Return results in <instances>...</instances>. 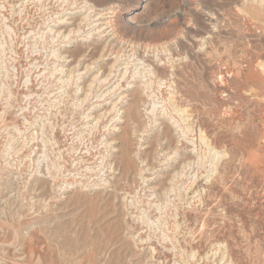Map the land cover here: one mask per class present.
Listing matches in <instances>:
<instances>
[{
    "label": "rangeland",
    "instance_id": "rangeland-1",
    "mask_svg": "<svg viewBox=\"0 0 264 264\" xmlns=\"http://www.w3.org/2000/svg\"><path fill=\"white\" fill-rule=\"evenodd\" d=\"M4 1L10 9L9 2ZM11 1L18 3L19 0ZM98 1L108 6L113 0ZM139 1L141 8L128 14L135 18L139 27L134 31L125 30V40H133L137 48L136 55L130 57L135 59L132 63H137L141 58L154 67L165 63L169 71L164 78L174 81L179 93L174 103L164 107L167 108L168 118L159 119L157 123L163 124L155 125L152 130L148 128L149 132L145 134L142 130H145L144 123L147 124L149 119L146 114L149 98L144 95L139 98V122L138 125H133V140L130 143L133 165L128 181L117 182L119 175L115 171L108 176L112 173L109 171L104 175L111 182H107V185L87 188L82 186L81 181L64 193L52 185L55 182L48 173L49 164L52 172L58 173L57 175L60 169L58 167L66 164L62 168V173L66 175L61 174L60 179L58 178L60 183L69 177V170L73 173L77 171L71 165L73 157L67 155L65 150L69 145L64 142L66 136L62 126H69L72 129L69 132L75 131L78 139L85 137V144L79 141V147L86 148L88 144L94 151V157L88 156L93 161L102 156L97 154L98 151L104 154L110 151L105 142L102 144V140H110L120 133L109 134L108 130L120 114L114 121L106 116L101 125L102 131L96 128L92 133L88 128V119L82 114L84 109L75 110V90L79 85H84L83 81L92 79L93 74L89 75L90 73L77 76L76 72L69 85L58 82L56 87L49 88L57 89L53 91L59 92V98L65 99L66 96L68 100L50 110L53 113L51 119L39 122L37 124L41 125L34 127L35 131L39 130L40 146L43 148L47 142L50 147L37 167V174H31L29 167L24 169L21 166L22 170L7 169V162L16 163L18 160L13 159L15 156L13 157L12 150L23 140V133L20 132L25 130L23 119L17 117L22 112L19 109L23 96L20 92H28L30 89L39 91L40 86L33 78L32 87L31 75L29 78L26 66L21 67L27 64V47H21L24 42L19 44V37L25 36V30L30 33L32 28L27 26L25 30L20 29L12 37L0 36V113L5 112L0 115V264H148L144 246L136 245L133 240L132 234L136 231L154 234L153 246L162 252L161 259L169 264L173 263L174 255L159 243L158 235H168V239H172L180 247V252L191 254L182 259L188 264H206L208 259L214 260L210 264L218 260H229V264H264V67L260 65L264 63V20L254 19L241 10L258 9L264 12V0ZM120 3L119 15H123L127 7L138 3V0H123ZM30 9L31 18L39 20L36 8ZM210 10L216 14L211 15ZM213 16L216 17L214 20ZM19 17L15 15L13 20H20ZM33 25L37 26L36 23ZM39 29L40 25L34 30L37 32L35 39L30 41L36 43L38 39L39 45L43 46L45 37L43 30ZM206 29H209L208 33ZM83 35L74 37L75 43H51L49 45L54 46H49L47 50L56 49L55 54H59L58 51H74L76 46L81 45ZM162 38L168 39V49H161L160 52L153 50L154 53L152 49L146 50L145 45L149 41L159 44ZM105 39L106 36L100 41ZM179 40H183L187 46H182ZM15 43L19 44L17 50L14 48ZM65 44L70 46L65 47ZM121 46L122 44L117 46L115 51ZM131 49L129 44L123 46L121 54L125 56L121 62L135 54ZM42 54L44 56L37 54L36 57H46L45 52ZM53 57V63L47 66V72H54L59 64L53 61L57 59ZM94 59L84 62L90 63ZM115 60V54L105 55L99 63L101 72H107ZM75 63L68 58L65 69ZM131 66V70L137 67L134 64ZM140 66L142 67L135 71L144 68V65L140 64L138 67ZM82 69L84 67L79 72ZM116 74L114 72L111 75V81L105 87H97L91 98L102 94L99 99L109 98L103 104L113 107L111 103L120 100V92L125 89L122 87L117 94H109L118 84ZM163 87L164 96H168L170 91L164 85ZM43 90L42 88L41 91ZM63 90L65 93H62ZM155 90L158 92L157 86ZM128 92L131 94L133 91ZM159 97L161 95L156 101ZM97 99L94 97L90 103ZM128 99L129 101L120 105L122 109H126L128 103L132 102L130 97ZM26 102L22 101V105L28 107L26 113L33 117L35 112L31 106L38 100ZM40 103L41 101L35 105L39 106ZM160 105L162 104H157L158 108L155 109L158 116L161 113ZM176 120L180 122L175 123ZM104 123L107 128L103 127ZM123 124L118 123L119 126ZM199 130L204 132L205 139H201ZM164 131H167V137L163 135ZM159 133L162 134L159 139H162L163 144L157 146L156 138L160 136ZM57 139L63 140L62 145L65 144L62 148L66 151L68 163L59 157ZM147 145L151 147L145 148ZM174 147L178 148V153H174ZM115 154L110 152L109 155ZM186 156L193 157L194 163L184 170L183 177L175 178L172 183L167 182L165 185L166 181L162 176L172 173L175 166L182 165L181 161ZM167 158L170 159L168 162ZM84 168L85 166L81 167L79 171L82 172ZM143 168H146L145 176L151 179L149 185L140 176ZM194 174L197 178H194ZM78 178L84 179L81 174H78ZM114 184L124 188L115 191ZM151 186L158 189L153 193L149 189ZM120 191L136 196L130 197L131 202H127L125 194ZM146 211H149L150 216L153 215L150 217H153L151 221L157 219L156 222H151V229L144 227L142 222L138 223V218H135L137 215L145 216L144 213L147 218ZM216 242H222L221 251L217 255L208 254L210 247ZM169 245L172 246L171 242ZM194 252L200 254L197 256Z\"/></svg>",
    "mask_w": 264,
    "mask_h": 264
},
{
    "label": "bare ground",
    "instance_id": "bare-ground-1",
    "mask_svg": "<svg viewBox=\"0 0 264 264\" xmlns=\"http://www.w3.org/2000/svg\"><path fill=\"white\" fill-rule=\"evenodd\" d=\"M122 1L123 0H113L107 6V5L100 4L98 0H19L18 3H14L11 0H7V2H9V7H10V9H9L5 5L6 1L0 0V36L6 38L8 35H10L12 37L14 35V33L15 32L17 33L18 31H20V29L25 30L27 28V26H29V28H32V31L30 33L28 32L29 30H25V36L19 37V41H18L19 44H20V42L22 44L24 42L23 46H21V47H27L26 48V51H27V56H26L27 62L26 63L27 64L22 65L21 67L23 68L26 66L25 71H27L29 73L28 77H29V75H31V78L33 81V84L31 83L32 87H34L33 78L38 81L37 85L40 86L38 88L39 91H32L33 89L31 90L30 87H28V89H30V91L22 92V93L20 92V94H22L24 97L22 96V100H21V102H19V105H20L19 109L22 112L17 114V117L23 119V125H24L25 130L21 131L22 129L19 127L21 129V130H19V131H21L20 133H23V136H22L23 140H21V143L18 145V147H13V150L11 149L12 152L14 153L13 157L15 156L13 159H18V160H16V163H13V162L8 160L9 162H7V164H6V167L8 170H9V168L19 169L22 166V167H24V169L25 168L27 169L29 167L31 169V174H33V172L35 174H37V172H38L37 167L40 165L41 159L44 158L46 154H48L50 147L48 146L47 142H46V144H44L45 146L43 148L40 146V144H39V141H40L39 140L40 139L39 138V130L37 129V131H35L34 127L36 126V128H37L38 126H40L41 124H39V125L37 124L39 122H42V121L47 120V119H51V116L53 115V113L51 111L53 110V108H55L58 105H61V103H63L62 101H66V99H67L66 96L64 97L65 99H63V97L59 98L60 97V95L58 94L59 92H55L57 89L56 90L53 89V90H55V91H53V90H49V88L51 86L56 87V85H58L57 84L58 82L60 84L65 82V84L67 83L69 85L71 78H74L75 73L78 72L77 76H82V75L85 76V75H88L89 73H90L89 75L93 74L92 79H90L89 81H83V83H84L83 86L79 85L77 90H75V97H73V101H74L73 106H76L75 110L78 111V110L84 109V111H82V114H84L85 118L88 119L87 124H88V128H89L90 132L94 133V130H96V128H98L97 130H99L101 132L102 131L101 125L103 124L104 118L106 116H108L110 118V120L114 121L116 119V117L118 118V115L120 114L119 118L117 120H115V122H112V124H111V127H113V129H111V127H109V129H108L109 134L115 133V132H120V133L115 135V136H112L110 138V140H107V138L102 140V144L105 142V146L107 148H110V151L108 154H104V153L98 151L97 154H101L102 156H98L96 158V160L93 161V160H91V158L94 157V153H93L94 151L92 152L93 149L91 147H89L88 144H87L86 148H84V147L80 148L79 147V141H80V143H84L85 137H81L80 139H78V137H75L76 132L75 131L71 132L72 129H69V126H62V130L66 136V139L64 140V142H66L69 145L68 148H66L65 150L67 151V155H70L71 158L73 157L71 165L74 166L75 170H77V171L73 173V171L69 170L70 171L68 173L69 177H67L66 181L64 180L63 182L60 183L58 181V178L61 177V174L64 175V173H62V170H63L62 168L66 167V164H63V165L58 167V168H60V169H58L59 175H57L58 173H56V172H52V170H51L52 168L50 166L51 164H49V166L47 165L48 166L47 167L48 173H50V176L52 177L51 178L52 181L54 180V182H55L52 185H54V187H56L58 189V191H62V193L66 192L70 189H73L75 187L74 184H79L81 181H83L82 186L87 187V188L88 187L91 188L92 186L107 185V182H110V180L108 179V177L104 178V175L106 173H108L109 171L112 173H110L108 176L115 173V171H116V174L119 175V178H116L117 182L129 180V175L131 172L130 170H131V167L133 165L132 164V156L133 155H132V152L130 151V143H131V140H133V138H132L133 137L132 134L134 133L133 125L135 123H137V125H138V122H139V121L137 122V118L139 117V105H138V102L140 101L139 98H141L142 95L149 98V105L146 109L147 110L146 114L148 115L147 118H149V119L147 121V124L144 123L145 130L144 129L142 130L145 134V132H149L148 128H150V130H152L155 127V125L157 126L158 124L159 125L163 124V123H157L159 119L168 118L167 108H164V107H167L169 103L175 102V99L177 98L176 95L179 93V89H178V86L175 85L176 83L174 81H171L168 78H164V77L168 76V71H169L165 63H162V64L154 67L153 65L146 63V61L143 58L139 59V61L137 63H132V61L134 62L135 59H131L130 57L133 55H136L135 49H137V48H136V44L134 42H132L133 40H125V37H126L125 30L128 29L130 31H134L137 27H139L138 22L134 21L135 18L133 19L128 14H131L132 12L137 10L138 8H141V6H140V1L138 0V3L133 4L132 6H128L127 9L124 11L123 15H119V6L121 5L120 2H122ZM30 8H36L37 14L39 15L38 18H40L39 20L35 19V21H34V19L31 18V11H30L31 9ZM241 10L243 12H245L246 14H249V16H251L254 19H257V20L263 19L264 20V12H261L258 9H254L251 11H245V9L244 10L241 9ZM9 11H11V12H9ZM210 11H211V15L216 14L213 10H210ZM15 15H19L20 20L19 19L13 20V16H15ZM11 16H12V18H11ZM215 18L216 17L213 16L212 20H214ZM31 20H33V21H31ZM19 21H20V23H19ZM17 22H18V25H17ZM33 23H36L37 26H34ZM20 24H21V26H20ZM38 25H40L39 31L43 30V36L45 37L44 38L45 40L43 41L44 43L41 42L43 44V46L39 45L40 43L38 42V39H36V43H33V40L30 41L32 38L35 39V35H37V32L35 33L34 30L38 27ZM50 27H52V28L50 29ZM208 32H209V29L208 30L206 29V33H208ZM83 34H85V35H83ZM80 35H83V39H81L82 43H81V45L76 46V49L74 51L65 50L63 53L58 51L59 54H57V53L55 54L56 49L47 50V48L49 46H52V45H49L51 43H55V44H56V42L71 43L72 41H74V43H75V39H73V38L77 37V36L79 37ZM104 36H106V39L103 42H101L100 39ZM14 37L17 38V36H14ZM14 37L12 39L13 41H14ZM20 38H21V41H20ZM61 38H62V41L60 40ZM166 38L165 39L162 38L161 40H159V44H156L153 41H149L145 45L146 50L148 49V51H150L152 49V52H153V50L159 51L161 49H166L167 47H169L166 45L167 40H168V39L166 40ZM154 43H155V45H152ZM179 43L184 47L187 46L183 42V40H179ZM19 44L15 43L14 48L16 50L18 49ZM120 44H122V46L116 52L115 48L117 50V46H119ZM125 44H129V46H132L131 50L135 51V54L134 53L131 54L130 56L125 58L123 62H121L123 60L122 57L125 56V54H121V50ZM12 46H14V45H12ZM33 46H34V48H32ZM64 46L67 47V46H70V44H68V45L65 44ZM37 47L39 48V50H34ZM37 51H40V52L37 53ZM44 52L46 53V57H44V58L41 57L42 59H38L36 57L37 54L44 56L42 54ZM50 53H52V54H50ZM25 54H26V52H25ZM97 54H99L98 57H95ZM107 54H109V55L115 54L116 60L114 61L115 63L113 62V64L111 66H109L110 68L108 69L107 72L106 71L101 72L102 67L99 66V63H100L101 59ZM51 55H52V57H51ZM33 56H35V57H33ZM49 56H50V58H49ZM53 56H55V58H57L53 61L58 62L59 64L55 67L54 72L53 71L47 72V66L50 65L51 63H53L51 61V59L54 58ZM94 57H95V59H94ZM68 58L70 59V62H76V63L74 64V66H72L68 69H65V66L67 65L66 63H67ZM92 59H94V60L90 63L84 62L85 60H92ZM16 62H17V60H16ZM19 62L20 61H18V63ZM133 64L137 65V67L134 68V70H131L132 69L131 65H133ZM140 64L144 65V68H142L143 71H142V69L135 71V69L142 67V66L138 67ZM260 65L262 67H264V63H261ZM78 67H80V69H78ZM81 67H84V70L82 69L83 71L79 72L81 70ZM112 72L113 73L117 72L116 75L118 76V81L116 83H118V84L114 83V84H116V86L114 89L109 91V94H111V92L114 94H117L118 91L122 87H125V89H123L120 92V95H119L120 100L113 101L111 103V105L113 107H109V106L106 107L107 104H103V103H104V101L108 100L109 98L99 99L102 97V94H100V95L96 94L95 96H93V98L97 97L98 99L96 101L90 103V101H92V99H93V98H91V96L94 95L95 89L97 87H101V86L105 87V85L107 83H110V81H111L110 77L113 74ZM53 77H54V80H53ZM64 77H68V79L65 80ZM55 81H56V84L54 85ZM122 82H124L127 86H125L124 83L121 85ZM25 83H27V81ZM48 85H50V86H48ZM163 85L165 86V88H167L170 91L168 96H164V93L162 90V89H164ZM222 85H224V83ZM156 86L159 89L158 92H155ZM42 88L44 89L43 91H41ZM80 89H81V91L79 92ZM131 90L133 92L131 94H129L128 91H131ZM63 91L64 92H62V93H65V90H63ZM159 95H161V97H159L158 101H156V98ZM129 97H130V101H132V102L128 103V107L126 109H122V107H120V105L123 102L129 101V99H128ZM24 100L27 101L26 103H28V101L30 103H33V100L34 101L38 100V102L41 101L39 106L35 105L38 102L35 103L33 106H31L34 108V112H35L33 117H29V115L26 113V111L28 110L27 109L28 107L26 105L25 106L22 105V101H24ZM157 104H162V105H160L161 113L159 116H158V114H155V109L158 108V106H156ZM183 111L185 112L186 109H184ZM3 113H5V112H3ZM3 113H0V115H2ZM124 114H125V116H123ZM154 116H156V117H154ZM32 118H35V120H31ZM116 122H118V123L122 122L124 124L119 126L118 123H116ZM176 122L178 123L180 121L176 120L175 123ZM103 127L107 128L108 126L106 123H104ZM180 127H182V126L180 125ZM69 130H71V131L69 132ZM105 131H107V130H104V132ZM135 132H136V130H135ZM183 132L186 133L185 129H183ZM162 133L166 137L168 136L167 131H164ZM198 133L200 134L201 139L206 138L203 131L199 130ZM102 135L104 136L105 133ZM161 136H162V134H160V136L158 138H156L157 139V141H156L157 146H160L163 144V143H161L162 139H159V138H161ZM55 138H57L56 135H55ZM70 141H72V142L69 143ZM56 143L55 144L58 146V149H59L58 151H59L60 159H63V162L65 161L66 163H68L69 160H67L66 156H65L66 151H64V149L62 148L65 146V144L62 145L63 140L57 139ZM150 147H151V145H147L145 148H150ZM173 150L175 151L174 153H178L177 147H174ZM110 152H111V154H113V152H115L116 154L112 156V155H109ZM193 154H195V153H193ZM88 156H92V157H88ZM186 157L187 158L182 159V161H181L182 165L175 166L173 168L172 173L165 174L164 176H162V179L164 181H166L165 183L163 182L165 185L167 182L172 183V181L175 180V178H178L181 176L183 177L184 170L187 169V167H189L191 163L192 164L194 163V161H192L193 157H189V156H186ZM99 159H102V160L99 161ZM144 160H146V159H144ZM168 160H170V159L167 158V162H168ZM6 161L4 163H6ZM86 164H92V165H86ZM83 166H85V168L82 170V172H80L79 170ZM3 169H5V167H3ZM21 170H22V168H21ZM145 170H146V168H143L140 170V176H141L143 182L147 183V185H149L148 183L151 179L147 178L148 176L147 177L145 176V173H144ZM103 172H104V174H103ZM78 174H81L84 177V179L79 180ZM43 175L46 176L45 173ZM193 176H194V178H197L196 174H194ZM195 181H196V179H195ZM113 187H114L113 189L115 191H119V189L124 188V187L121 188L116 184H114ZM163 188L165 189V186H163ZM149 189H151V191H153V193H154L156 191V189H158V187L151 186ZM121 191H120L121 194H125L124 199L127 202L129 201V199H132L136 196V195H132L131 193H128L127 191H126L127 193H124ZM130 197H132V198H130ZM129 202H131V200ZM143 212H145V211H142V213ZM146 213L149 214V211L148 212L146 211ZM148 214H147V216H148L147 218H146L145 213L143 214L145 216L140 217L137 215V216H135V218L136 219L138 218V220H137L138 223L142 222L144 227L145 226L150 227V229H151V228H153L150 225L151 222H156L157 219L151 221V219L153 217L151 219H150V217L153 215L150 216V214L149 215ZM164 217H166V216H164ZM157 222H159V218H158ZM156 229H158V228H156ZM144 232H146V231H144ZM146 233L143 234L142 232L138 233L136 231L132 234V237H133V240L135 241L136 245H139V246L143 245L144 250L147 251L146 252L147 253V255H146L147 263L148 264H169V263L165 262V259L164 260L161 259L162 252L160 250H158V248L156 246H153L154 241H153L152 237L154 236V234H152V233L146 234ZM184 233H186V232H184ZM158 237H159L158 238L159 243L162 246H164L165 250L174 255V257H173L174 260H173L172 264H188V263H186L187 262L186 260H182V259L186 258L188 256L190 257L191 254H186L185 252H183V253L180 252V250H179L180 247L178 246L179 247L178 248L172 239H168V235H165V234L162 236L158 235ZM156 240H157V238H156ZM169 241L171 242L172 246L169 245V243H170ZM159 243H157V244H159ZM225 245H226V243H225ZM221 248H222V242H216V243L212 244V246L210 247L212 252L210 251V252H208V254L212 253V254L217 255V253H219L221 251ZM186 250L188 251V249H186ZM195 254L197 255L198 253H195ZM212 254H211V256H212ZM192 255H193V253H192ZM226 255H227V253H226ZM218 256H219V254H218ZM193 257H191V258H193ZM208 257H206V258H208ZM212 258H213V256H212ZM223 258H225V252L223 253ZM215 260H217V257L215 258ZM213 261L214 260H212V259H211V261L208 259L206 264H210V262H213ZM183 262H185V263H183ZM204 262H205V260H203L202 263H204ZM194 263L197 264V262H194ZM200 263L201 262H199V264ZM191 264H192V262H191ZM214 264H229V260H218Z\"/></svg>",
    "mask_w": 264,
    "mask_h": 264
}]
</instances>
